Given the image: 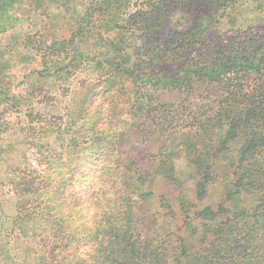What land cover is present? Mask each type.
Segmentation results:
<instances>
[{"label": "trees", "instance_id": "1", "mask_svg": "<svg viewBox=\"0 0 264 264\" xmlns=\"http://www.w3.org/2000/svg\"><path fill=\"white\" fill-rule=\"evenodd\" d=\"M52 4L35 8L32 32L16 33L20 49L9 54L10 69L25 68L20 82L36 85L11 94L0 71V126L18 110L39 167L59 168L49 202L40 170L17 185L29 198L15 218L42 222L38 232L17 227L38 238L32 264H264V0H66L58 12ZM126 134L137 153L148 154L152 135L160 143L147 165L120 158ZM177 161L196 199L222 178L220 201L192 204ZM78 173L100 185L83 227L71 221L89 198L75 188ZM153 175L174 195L160 194L149 216ZM159 219L163 232L152 231Z\"/></svg>", "mask_w": 264, "mask_h": 264}, {"label": "rangeland", "instance_id": "2", "mask_svg": "<svg viewBox=\"0 0 264 264\" xmlns=\"http://www.w3.org/2000/svg\"><path fill=\"white\" fill-rule=\"evenodd\" d=\"M6 1V2H5ZM45 1L53 3L50 9H53V12L61 11V9L66 6V0H1L0 1V71L4 74H8L10 81L13 82L11 90L12 93L21 94L25 92L21 91L22 88L27 87L30 91L33 85V80L30 78H23L24 82H20L21 74L24 72L25 68L14 67L10 69L11 62L9 59L13 52V46L16 49H20V37H16V33L24 34V32H32V24H29L30 19L33 17V11L35 8L38 10L39 7L44 5ZM53 17V16H52ZM34 28V27H33ZM22 36V35H21ZM18 40H17V39ZM13 47V48H12ZM20 55V50H19ZM10 65V66H9ZM9 66V67H8ZM10 69V70H9ZM11 74L14 77H11ZM83 76V73L80 74ZM14 84L18 85L14 89ZM35 84V83H33ZM0 85L3 86L0 88V92L7 89L6 84L3 81L0 82ZM36 85V84H35ZM86 92V89H82L79 92V96H83ZM167 94L166 97L167 98ZM173 96V95H171ZM5 101L0 99V110L3 109ZM7 106V105H6ZM9 107V106H7ZM14 107L11 106L10 109ZM46 111L52 110L50 107L45 108ZM124 109L120 108L122 112ZM3 113L2 121L5 123V128L0 126V247L3 246L7 252L9 251V259H7L6 253H0V264H32L31 261L33 257V251L35 243L38 238L31 236L18 235L20 230L18 225L21 224L25 226L27 232H31L33 227H37V223H42L41 220L33 215L25 220H17L15 217L18 207L20 206L19 201L24 200L28 201L29 196L25 195L22 199L19 198L16 194V190L19 188L17 185L20 181V176L23 174H29L32 170H40L41 174L44 175L48 180V190L43 194L42 198L49 202L53 197V184L58 180L59 168L55 167L54 164H43L39 167V164L36 161V158L40 152L39 148H36V144L32 136H35L30 131H27L26 126L21 122H26V119L19 115L18 110L6 111ZM5 120V121H4ZM27 134V135H26ZM134 135H122L120 137L119 149L121 150V157L129 156L130 158L138 157L141 159L142 164H148L153 158L151 157L152 153H155L158 149L160 143L157 142L156 145L152 140H154L153 135L150 136L151 140L147 142L145 146L150 151L148 154L137 153L136 145L133 144ZM44 143H48L49 139H42ZM36 142V141H35ZM42 150V149H41ZM127 150H130L127 154ZM42 152H45L42 150ZM124 154V155H123ZM44 155V154H43ZM177 176L180 177L182 191L186 193L192 204H197V207H202L206 204L214 205L222 198L223 194V179L220 178L216 183L209 184L207 186V193L204 198L196 199L193 194L194 182L193 178L190 176V169L184 167L182 161H177ZM79 181L76 183L75 188L79 190L80 188L89 189L87 198L88 203L84 204L81 208V211L77 217H71L72 223L75 226L83 227V223L88 222L87 216L85 217L86 207L90 205L95 200V196L100 194L99 187L100 185L94 184L93 175H84L78 173ZM151 183H148L146 189L153 190V199H151L150 210L148 211L149 216L151 213L158 211L160 208L157 205L160 194L172 197L174 195V189L171 185L158 177L153 175ZM148 178H150L148 176ZM152 178V177H151ZM97 187V188H96ZM52 200L50 203H53ZM24 203V204H26ZM235 207H242L244 202L237 200L234 202ZM37 218V222H36ZM152 218V216H151ZM154 218V217H153ZM16 219V220H15ZM39 219V221H38ZM154 222L150 221V229L152 231H162L160 228V221ZM90 225V223L88 222ZM84 225V226H85Z\"/></svg>", "mask_w": 264, "mask_h": 264}]
</instances>
